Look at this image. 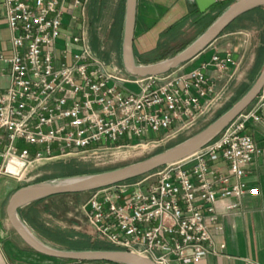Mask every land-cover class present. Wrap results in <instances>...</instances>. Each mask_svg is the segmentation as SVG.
<instances>
[{
	"label": "built area",
	"instance_id": "1",
	"mask_svg": "<svg viewBox=\"0 0 264 264\" xmlns=\"http://www.w3.org/2000/svg\"><path fill=\"white\" fill-rule=\"evenodd\" d=\"M215 1L232 5L240 0ZM87 4L0 0V21L11 31L12 53L0 55L11 80L0 92V178L24 182L43 163L131 147L152 134L163 132V142L226 96L228 85L219 88L215 81L237 65L231 54H216L189 74L132 77L91 46ZM70 27L80 35L64 31ZM61 40L65 46L59 48ZM210 67L217 80L208 76ZM250 125L264 129V88L248 110L193 157L140 181L92 192L83 211L95 239L156 264H197L216 254L214 234L223 229L217 203L260 195L259 188L244 182L262 153L247 133ZM222 162L227 173L219 168Z\"/></svg>",
	"mask_w": 264,
	"mask_h": 264
},
{
	"label": "crops",
	"instance_id": "2",
	"mask_svg": "<svg viewBox=\"0 0 264 264\" xmlns=\"http://www.w3.org/2000/svg\"><path fill=\"white\" fill-rule=\"evenodd\" d=\"M261 8L264 9V7ZM172 11L176 12L175 16L169 18ZM220 14L221 11L215 7L206 14H201L198 11L190 13L187 1L182 0H138L134 40L137 62L141 65L161 62L158 61L161 54L158 53V49L163 42L162 37L175 25L186 20V25L182 30L185 33L199 19L202 18L203 24H206ZM121 41L123 44V34ZM262 47H264L263 44L260 45L259 49ZM249 49L250 39L248 35L239 31H225L206 51L171 73L189 74L204 64H209L216 54L223 58L227 54H231L237 65L230 67L228 75L223 80L215 81L219 88L225 84L230 88L231 81L240 73ZM0 55L5 57L12 55L11 31L4 21H0ZM263 70L264 66L258 78ZM8 71L9 65L0 63V92H4L10 87L11 80ZM208 76L217 80L218 75L213 67L208 69ZM247 133L253 136L262 153L248 168L244 182L250 188H259L260 195L257 197L245 195L240 201L231 198L220 200L217 203L216 211L223 229L214 234L213 250L216 254L208 256L197 264H264V129L250 125ZM219 168L225 173L228 172V166L225 162L220 163ZM154 180L152 179L146 184H150ZM23 187H26L23 182L16 179L5 176L0 178V264H73L69 263L71 261H62L35 252L13 229L7 215V207L12 195ZM85 194L87 193L51 197L36 208L43 218H51L62 230L88 236L89 234L93 235L94 231L83 211L84 205L89 201H83ZM235 204L240 206L235 210H229V207ZM40 206H43L44 209H40ZM52 208L56 213L53 212ZM52 215L58 220L53 219ZM77 264L88 263L78 262Z\"/></svg>",
	"mask_w": 264,
	"mask_h": 264
},
{
	"label": "water",
	"instance_id": "3",
	"mask_svg": "<svg viewBox=\"0 0 264 264\" xmlns=\"http://www.w3.org/2000/svg\"><path fill=\"white\" fill-rule=\"evenodd\" d=\"M215 0H189V12L206 14ZM264 0H240L224 11L212 25L183 51L164 61L141 65L134 51L138 0L126 1L122 44V65L132 77H156L171 73L206 51L238 19L257 8ZM264 88V70L252 88L226 113L194 137L146 160L98 174L56 179L17 190L11 197L7 215L19 237L35 252L62 261L79 263L156 264L150 259L120 250L68 251L40 239L21 219L20 211L36 202L61 195L92 193L148 176L169 165L183 162L209 146L256 101Z\"/></svg>",
	"mask_w": 264,
	"mask_h": 264
},
{
	"label": "rangeland",
	"instance_id": "4",
	"mask_svg": "<svg viewBox=\"0 0 264 264\" xmlns=\"http://www.w3.org/2000/svg\"><path fill=\"white\" fill-rule=\"evenodd\" d=\"M120 2L121 0H88L85 14L86 24L89 29L91 46L93 47L94 43H96L99 46L98 49H101L102 52H106L110 55L109 60H113L115 64H117L124 70L122 65V43L119 46L117 45V42H115V36H117L116 33L118 34L119 31H121L120 27L117 24ZM230 4L231 2L217 3L215 5V8L219 9L222 12ZM175 13V11H172L169 15V18L175 16ZM67 22L69 23L70 20H67ZM209 23L210 22H208V24ZM124 24L125 20L123 22V25L121 26L122 34ZM200 27L201 26L195 24L193 27L188 28L182 35L178 34L175 39L170 41L169 47L178 48L182 47L187 42H191L192 40L197 38L198 33L202 32L205 28V26L201 27V29ZM64 31L68 34L70 33L72 35H80V33L76 29L74 30L71 27L69 29H64ZM231 31H239L248 35L250 39V49L242 65L240 73L231 81L230 88H228L223 101L220 102L217 107H215L212 111H210L196 123L190 125L182 132L176 133V130L173 131L174 135L163 142H160L163 139L164 135V133L162 132L159 134H152L151 137L143 143L139 144V142H133L131 143V147L113 149L110 151L94 153L67 160L43 163L37 170L27 174L23 185L30 186L52 181L55 180L54 177L57 175L68 174L71 172L85 174L84 176H88L93 175L96 172L102 173L116 170L146 160L152 156L164 152L194 137L195 135L206 129L220 116L226 113L231 107H233L246 94L244 93V91L242 92L244 95L241 93L244 88L248 92L257 81V79L255 82L251 81L249 77L256 67L257 52L261 45V37H263V29H261V17L259 15L248 16V18L246 17L238 24L235 29H232ZM64 46L65 41L61 40L59 43V48ZM127 88L133 92L139 91V89L134 85H127ZM61 164L73 165V169H55V167ZM143 178L144 177L140 178V180ZM137 181H139V179ZM91 196L92 193L85 194L83 196V201L87 202ZM40 209H44V207L40 206ZM53 212L56 213L55 210H53ZM51 217L55 220H58L54 215H52ZM41 221L48 228L61 229L59 226H57L58 224L51 218H43L41 216ZM89 237L93 241L102 243L101 241L96 240L95 237L91 234H89Z\"/></svg>",
	"mask_w": 264,
	"mask_h": 264
},
{
	"label": "trees",
	"instance_id": "5",
	"mask_svg": "<svg viewBox=\"0 0 264 264\" xmlns=\"http://www.w3.org/2000/svg\"><path fill=\"white\" fill-rule=\"evenodd\" d=\"M126 1L127 0H121L119 12H118V26L120 27L119 33L115 36V42H117V45L120 46L122 43V25L125 20V14H126ZM231 5H229L227 8H229ZM226 8V9H227ZM225 9V10H226ZM224 11L221 12V14ZM220 14V15H221ZM219 15V16H220ZM248 15H259L261 17V29H263V37H261V44L264 45V9L263 8H257L253 11H251ZM248 15H245L238 19L234 24H232L226 31L235 29L238 24L243 21ZM218 16V17H219ZM217 17V18H218ZM210 20L209 24L208 22L206 24L204 23V20L201 18L199 19L196 24L201 25V27L205 26L204 30L202 32L198 33V37L202 35L209 26L217 19ZM186 25V20L182 21L181 23L175 25L169 32L165 33L162 37L161 44L159 45L158 53H161L159 56L158 61H164L168 58L174 57L181 51H183L185 48H187L192 42H194L197 38H195L192 42H187L182 47L174 48L169 47L170 41L175 39L178 34H183V28ZM201 29V28H200ZM168 37V38H167ZM99 46L94 43L93 49L97 52H99L106 60L110 59V55L106 52H102L101 49H98ZM264 66V47L260 48L257 52L256 57V67L250 74L249 79L251 81H256L258 78L262 68ZM244 91V93H247V90H242L241 93ZM246 91V92H245ZM239 93V94H241ZM243 94V93H242ZM244 95V94H243ZM230 108V107H229ZM228 108V109H229ZM55 169L59 170H71L73 169V165H59L55 167ZM100 172H96L94 174H98ZM85 174H78V173H68V174H60L54 177V179H62V178H72V177H80L84 176ZM138 180V179H137ZM136 181V180H133ZM132 182V181H130ZM46 200V199H45ZM36 202L34 204H31L29 207L23 209L20 211V217L21 219L28 225V227L43 241L46 243L57 247L59 249L68 250V251H86V250H115L110 245H106L104 243H99L98 241H93L88 235L76 233L73 231H65L62 229H51L46 227V225L41 221V213L37 210L36 207H38L39 204H41L43 201ZM73 264H77L78 262H69Z\"/></svg>",
	"mask_w": 264,
	"mask_h": 264
}]
</instances>
